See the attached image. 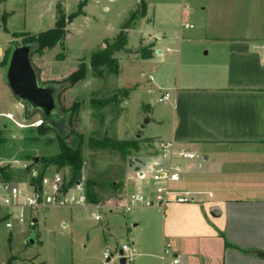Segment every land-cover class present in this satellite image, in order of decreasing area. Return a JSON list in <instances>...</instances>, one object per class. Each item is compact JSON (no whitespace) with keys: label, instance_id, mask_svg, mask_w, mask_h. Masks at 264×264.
Masks as SVG:
<instances>
[{"label":"crops","instance_id":"crops-1","mask_svg":"<svg viewBox=\"0 0 264 264\" xmlns=\"http://www.w3.org/2000/svg\"><path fill=\"white\" fill-rule=\"evenodd\" d=\"M162 1L166 26H150L139 48L127 43L137 55L129 63H139L144 78L133 88L147 91L135 128L143 161L138 168L148 172L155 161L152 143L173 142L204 161H178L182 179L175 189L196 194L195 203L127 213L123 227L138 250L133 264H164L166 243L181 264H264V0ZM142 5V20L150 24V5ZM7 15L1 20L10 34ZM172 22L176 26H168ZM142 48L151 57L142 59ZM21 109L0 66V129L12 121L20 125ZM7 155L0 151L1 167ZM149 185L130 175L123 203L134 193H151L144 189Z\"/></svg>","mask_w":264,"mask_h":264},{"label":"rangeland","instance_id":"rangeland-1","mask_svg":"<svg viewBox=\"0 0 264 264\" xmlns=\"http://www.w3.org/2000/svg\"><path fill=\"white\" fill-rule=\"evenodd\" d=\"M84 1L9 0L6 7L0 6V44L3 48L0 63L4 64L6 76L14 48L24 45L28 38L24 36L15 38L14 34L39 35L52 30L59 9L69 16L75 13ZM190 1L188 0V4ZM88 2V16L77 18L67 27L65 49L61 46L53 50L45 49L41 54L34 55L32 62L42 85L57 84L65 87L57 99L61 117L73 108L79 107V112L70 120L68 118L66 123L68 134H72L67 141L68 146H71L73 140H79V137L83 142V165L76 172L75 182H84L87 187L89 182L101 186L102 192L93 190L96 201L90 203L111 206L118 201V204H123L124 197L130 190V187H126L128 177L136 176L139 172L138 167L141 166L139 164L142 161L139 154L141 149L138 146L137 148L126 146L125 152H121L116 150L113 144L116 142L138 144L137 136L140 133L135 128L141 114L145 113L141 101L144 94L147 96V91L140 90L141 85L133 88L136 84L142 83L144 78L141 76L143 74L141 65L129 63L137 55L127 49V46L123 51L114 54V58L119 62V75L113 73V67L110 69L99 67L96 71L91 69V59L103 51L107 43L114 44L132 14L137 20L134 24L136 28L133 26L128 30L130 49L140 47L141 38H146L150 26L165 27L167 23L163 24L166 21L160 5L162 0H88ZM145 3L150 5L152 12L150 21L148 20L151 25L146 24L141 18L142 4ZM4 15H7L6 28L10 34L4 31L6 24L1 20ZM170 23L168 26H176L174 22L171 25ZM177 24V32L171 34L174 38H179L180 35L179 17ZM263 24L264 20L261 19L260 26L264 32ZM182 30L183 33L187 32L184 28ZM62 54L66 59L59 61ZM84 63L88 66L86 79L71 87L67 79ZM128 90H131L130 98L122 99V92ZM15 100L20 103L16 98ZM93 102L99 109L91 107ZM21 107L23 111L21 124L12 121L13 123H9L6 128L2 126L0 129V151H6L8 154V163L0 166V179L25 187L38 179L34 176L36 172L39 177L58 173L72 182L74 168L48 163L63 150V144L57 139V132L46 135L41 133L39 124L42 122V115L32 113L27 117L28 109L22 105ZM146 120L148 119L145 118L143 122ZM36 158L39 159L38 164L34 162ZM15 163L20 165L17 166ZM3 171L10 176L9 180L4 179ZM144 189L152 191V185ZM94 210L79 207L27 211L36 216L38 223L34 226L29 222L22 225L13 223L14 228L3 234L11 236L12 240L6 247L0 245L3 260L7 264L104 263L103 255L106 251L114 253L123 245L132 243L123 227V219L130 213L124 214L119 211L112 214L104 213L103 221L96 222ZM116 230L118 233L115 235Z\"/></svg>","mask_w":264,"mask_h":264},{"label":"built area","instance_id":"built-area-1","mask_svg":"<svg viewBox=\"0 0 264 264\" xmlns=\"http://www.w3.org/2000/svg\"><path fill=\"white\" fill-rule=\"evenodd\" d=\"M187 27V26H186ZM164 99H167L164 98ZM10 116H8L9 118ZM40 122L39 125H41ZM158 154L148 172H137L140 181H148L152 185L151 193H134L130 195L126 203L111 206L95 205V220L100 222L104 219L103 214H112L115 211L127 214L137 208H160L165 209L171 204H193L197 201L196 194L180 191L175 186L181 182L182 168L179 160L188 162L200 161L204 158L188 148H179L171 143H152ZM19 166L20 163H15ZM25 187L14 185L0 179V245L4 247L12 240V237L3 235L11 231L17 222L19 225L30 223L35 225L36 216L27 211H45L52 208H78L89 205L88 187L84 182L66 180L60 174L52 176L45 175ZM4 237V238H3ZM3 238V240H2ZM138 255V250L130 243L123 245L119 251H106L103 256L105 264H133ZM164 264H181L180 259L175 256L173 246L166 243L163 250ZM0 264H7L3 260L0 250Z\"/></svg>","mask_w":264,"mask_h":264},{"label":"trees","instance_id":"trees-1","mask_svg":"<svg viewBox=\"0 0 264 264\" xmlns=\"http://www.w3.org/2000/svg\"><path fill=\"white\" fill-rule=\"evenodd\" d=\"M87 5V1L85 0L84 2H81V4L78 7V10L67 16L62 9L58 10L57 13V20L54 29L49 30L45 33L39 34V35H30V34H14L13 37L19 38V37H28L25 41L24 45H36L38 47V50L35 52L34 55L36 54H41L45 49L46 50H53L57 46H61L63 49H65L64 42L67 38L68 31L67 27L72 24L77 18L84 16V8ZM146 5H143L142 7V15L141 18L146 16ZM137 19L134 17V14L131 15L130 20L127 22L125 27L123 28V31L119 34L118 38L115 40L113 45H110V43L106 44V48L101 51L100 53L94 55L91 59V69L95 70L99 67H106V68H114L113 73L115 75H119V62L117 59L114 58V54L120 51H123L125 47L127 46V33L128 30H130ZM141 53L142 59H148L151 57V51L148 49H141L139 51ZM33 55V56H34ZM32 56V57H33ZM66 59V56L64 54L59 56V61H64ZM3 62L0 63V66L3 67L2 65ZM87 69L88 66L84 63L79 66V69L74 72L68 79L67 82L71 87L75 86L81 81H84L86 79V74H87ZM99 73V71H98ZM101 74V73H99ZM57 85V84H54ZM62 86V85H60ZM65 87L63 86V90ZM131 90L124 91L122 92L121 96L122 99H128L130 95ZM91 107L95 110L99 109L98 106L95 105V102L92 103ZM79 112V107L73 108L71 111L65 113V117H67V123H68V118L69 120L73 117L74 114ZM30 117V116H27ZM70 123V122H69ZM39 130L41 133L44 135L49 134L54 132L48 125L44 122L39 126ZM67 132V130H66ZM72 134H68L65 137H62L57 133V139L58 141L63 144V150L62 153L55 157L53 160H51L48 163H55L56 165H59L61 167L69 166L72 167V169H75V175L73 178V183L76 181V172L82 167L83 165V142L81 137H79V140L75 141L73 140L71 143V146H68L67 141L71 138ZM116 150H119L121 152H125L126 146L129 147H136L137 145L134 143H119L116 142L113 144ZM116 146H118L116 148ZM137 148V147H136ZM43 162V160H41ZM3 177L6 180L10 179V176L3 171ZM93 190H100L102 191L103 188L101 186H96L95 183L89 182L88 186V195L89 197V202L96 201V195H94Z\"/></svg>","mask_w":264,"mask_h":264},{"label":"water","instance_id":"water-1","mask_svg":"<svg viewBox=\"0 0 264 264\" xmlns=\"http://www.w3.org/2000/svg\"><path fill=\"white\" fill-rule=\"evenodd\" d=\"M37 50L36 45H21L14 48L7 71L8 86L13 96L28 109V116L40 113L42 122L65 137L67 117L59 115L60 107L57 100L63 87L40 83L38 72L32 62V56ZM148 122L149 120H146L144 124ZM144 127L143 125L141 128ZM34 162L38 164L39 159L36 158ZM34 223L37 224L38 221L35 220ZM120 263L125 264V260L122 259Z\"/></svg>","mask_w":264,"mask_h":264}]
</instances>
